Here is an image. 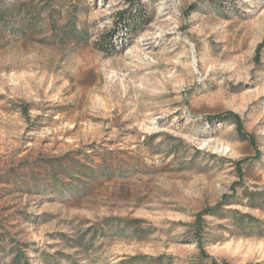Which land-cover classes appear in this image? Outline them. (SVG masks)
<instances>
[{
	"label": "rangeland",
	"instance_id": "374dc122",
	"mask_svg": "<svg viewBox=\"0 0 264 264\" xmlns=\"http://www.w3.org/2000/svg\"><path fill=\"white\" fill-rule=\"evenodd\" d=\"M140 6L148 22L136 34L101 42ZM0 10V235L28 243L36 264L43 253L198 263L184 224L225 201L204 215L205 249L219 263L264 264V0H0ZM227 112L255 144L233 120H210ZM232 210L259 222L244 229Z\"/></svg>",
	"mask_w": 264,
	"mask_h": 264
},
{
	"label": "trees",
	"instance_id": "16d2710c",
	"mask_svg": "<svg viewBox=\"0 0 264 264\" xmlns=\"http://www.w3.org/2000/svg\"><path fill=\"white\" fill-rule=\"evenodd\" d=\"M144 8L142 6L139 7V9L136 10V12H130L127 14V12H120L118 13L120 22H125V25L123 27H120V24L117 25L116 29L109 30L104 33V36L101 40L102 43L115 46L114 44V38L119 34V30L122 28H127L130 30L132 34H136L138 30H140V24L147 23L146 15L144 14ZM3 11L0 10V13ZM122 44V43H121ZM264 47V41L259 45L258 47V58L261 54V51ZM22 111L25 116L29 117V109L27 107H22ZM231 119L233 120L238 127V131L241 136L250 138V141L252 144H255V139L251 135H246L244 132V125L243 120L241 116L235 112H227V113H221L216 114L210 117V120H219L224 121ZM216 157V155H213ZM244 161L240 160L237 162L238 169L240 173L242 174V168L240 165ZM263 194L258 193H251L248 195V198H252L253 200H258L259 196ZM264 198V196H263ZM223 204H219L217 207L207 208L205 211L200 213L195 221L192 223H186L185 226L188 227L189 231L192 233L193 238L196 240V242L200 245V256L202 257L203 262L198 263H191V264H228L225 262L219 263L216 259H214L207 250L205 249L203 245V236L205 234L206 230V221L204 219V215L206 214H212L215 215L218 213V211L223 208ZM232 212L236 213L235 220L237 224L241 225L246 229L247 227H251L254 224H257L259 220L249 213H242L237 210H232ZM29 244L23 241L17 240L12 234L5 233L3 235H0V264H36L32 261L31 257L28 253ZM63 258H66L69 262V264H90V263H84L78 260H75L72 258L70 254L62 253ZM43 262L44 264H63L61 261L62 258H53L48 253H43ZM206 259H210L208 263H205L204 261ZM173 256L169 254H161L158 256L154 255H134L130 258L126 259V261H122L121 264H170L172 263Z\"/></svg>",
	"mask_w": 264,
	"mask_h": 264
}]
</instances>
